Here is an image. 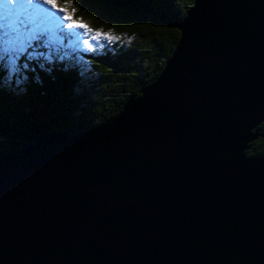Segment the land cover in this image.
<instances>
[{"label": "water", "instance_id": "obj_1", "mask_svg": "<svg viewBox=\"0 0 264 264\" xmlns=\"http://www.w3.org/2000/svg\"><path fill=\"white\" fill-rule=\"evenodd\" d=\"M117 115L0 156V264H264V0H194Z\"/></svg>", "mask_w": 264, "mask_h": 264}, {"label": "trees", "instance_id": "obj_2", "mask_svg": "<svg viewBox=\"0 0 264 264\" xmlns=\"http://www.w3.org/2000/svg\"><path fill=\"white\" fill-rule=\"evenodd\" d=\"M57 1L74 9V14L87 25L130 36L132 41L125 50L85 55L93 72L85 86L80 84L77 68L63 67L58 61L67 54L65 36H59L61 42L53 48L57 60L51 64L35 57L40 52L50 56L54 52H48L43 42L31 41L14 60L30 70L22 92L3 90L0 85V156L52 133L73 135L113 119L128 98L138 95L156 79L177 44L179 33L175 26L194 0ZM17 2L13 0V6L18 8L20 18L31 12ZM2 4L0 0V7ZM7 58L0 53V77ZM258 128L264 133V120ZM245 154L264 156V137L251 142Z\"/></svg>", "mask_w": 264, "mask_h": 264}, {"label": "rangeland", "instance_id": "obj_3", "mask_svg": "<svg viewBox=\"0 0 264 264\" xmlns=\"http://www.w3.org/2000/svg\"><path fill=\"white\" fill-rule=\"evenodd\" d=\"M56 3L58 8H66L67 12L65 13L60 12L58 9H52L49 5H41V7L47 9L50 15L56 19L55 22L49 26L47 34L42 39L35 41L43 42L45 49L48 52H54L53 48L58 47L61 42L59 36H65L67 48H65L64 51H67V54H64L63 57H59L58 61H60V65L63 67L73 66L77 68L79 74H81L80 84L81 86H85L87 80L93 78V72H91L92 70L90 69V63L85 61V55H94L106 50L109 52H116L117 49L125 50L132 41V37L116 34L113 32L102 31L100 28L91 27L89 25L88 28H68L66 25L70 22L82 24L86 23L80 17L76 16L74 12L71 9H68L62 2L56 0ZM30 13L22 16L19 20H17L18 22L15 23L20 24L22 20L28 18ZM65 14L71 17L70 21H65L62 19ZM0 22L5 23L1 19ZM56 24H59L60 27L56 28ZM20 31L23 32L24 29L21 28ZM98 31L101 33L99 36L96 34ZM35 41H33V43ZM56 52L57 51L55 50L51 56L40 52L35 58L39 59L42 63L50 62L46 64H51V61L54 63L57 60L55 59L56 56L54 57ZM7 60L9 61V58H7ZM7 62H3V74L0 77V85L2 86L1 89L4 90L6 88L8 90H13L15 93H21L24 89V86L27 84V72L29 73L30 71L29 67L18 62L14 63L13 61H10L8 64ZM32 72V76H35V71Z\"/></svg>", "mask_w": 264, "mask_h": 264}, {"label": "snow or ice", "instance_id": "obj_4", "mask_svg": "<svg viewBox=\"0 0 264 264\" xmlns=\"http://www.w3.org/2000/svg\"><path fill=\"white\" fill-rule=\"evenodd\" d=\"M16 3L18 4L17 0ZM19 5L31 10L28 18L22 20L20 24L15 23L20 19V14L18 8L13 6V0H3L2 7H0V19L5 22L4 27L0 28V53L7 55L13 62L26 47L30 46L31 41L42 39L47 34L49 26L55 22L56 18L41 5H49L52 9L67 12L66 8H58L56 0H20ZM62 19L70 21L71 17L65 14ZM66 26L68 28H88V25L82 23L70 22ZM55 27L59 28L60 25L56 24ZM21 28L24 29L23 32L20 31ZM96 34L101 35L99 31Z\"/></svg>", "mask_w": 264, "mask_h": 264}]
</instances>
